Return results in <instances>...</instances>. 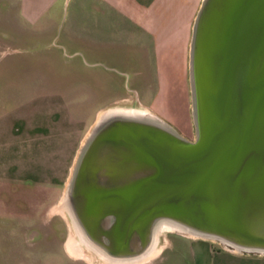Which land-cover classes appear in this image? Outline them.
<instances>
[{
  "label": "water",
  "instance_id": "1",
  "mask_svg": "<svg viewBox=\"0 0 264 264\" xmlns=\"http://www.w3.org/2000/svg\"><path fill=\"white\" fill-rule=\"evenodd\" d=\"M189 72L193 138L108 111L80 147L66 194L115 257H135L161 218L264 251V0H202Z\"/></svg>",
  "mask_w": 264,
  "mask_h": 264
},
{
  "label": "crops",
  "instance_id": "2",
  "mask_svg": "<svg viewBox=\"0 0 264 264\" xmlns=\"http://www.w3.org/2000/svg\"><path fill=\"white\" fill-rule=\"evenodd\" d=\"M3 1L6 0H0ZM13 1L16 14L10 24L15 36L24 31L36 37L51 35L54 44L68 47V54L77 56L82 67L89 68L95 76H101L102 70L110 72L114 69V57L109 54L116 44L142 51L150 49L157 87L151 103L143 104L168 121L179 123L175 116L179 102L176 83L182 75L185 58L189 60L192 25L202 0ZM59 3L63 10L56 16L58 12L54 9ZM6 23L7 17L0 7V45L6 40ZM58 37H61L59 42ZM141 55L143 59L145 52ZM103 61L109 64H103ZM141 72V69L130 70V74ZM128 95L135 97L132 93L120 94L97 107L88 123L70 110L76 96L60 91L42 97L47 98L43 100L51 114L49 121L44 123H18L17 120L26 115L18 110L0 109V194L5 191L16 194L19 188L27 187L45 201L41 204L36 198L23 206L16 202L5 205L0 202V218H12L19 223L24 220L23 228L33 225V219H40L47 227L53 216L64 221L62 211L56 210L55 205L60 204L64 196L71 165L82 139L101 110L115 99ZM78 102L75 99L73 104L79 105ZM9 125L10 129H7ZM182 238L188 241L193 264H264L263 250L247 252L224 248L214 245L208 236L199 234ZM168 247H175L174 239ZM170 257L171 253L161 256L157 264H167Z\"/></svg>",
  "mask_w": 264,
  "mask_h": 264
},
{
  "label": "rangeland",
  "instance_id": "3",
  "mask_svg": "<svg viewBox=\"0 0 264 264\" xmlns=\"http://www.w3.org/2000/svg\"><path fill=\"white\" fill-rule=\"evenodd\" d=\"M0 7L1 13L7 17L4 27L6 40L0 45V74L2 76L0 109L18 110L26 115L24 119L19 118L18 123L49 121L48 117L51 114L48 110L50 109L45 108V100H43L47 98L42 97L55 91L76 96L73 101L76 99L79 105L73 104L72 101L70 110L73 115L80 116L85 123L92 119L97 107L109 102L115 96L132 93L136 98L131 95L117 98L108 107L118 106L149 111L150 113L144 112L146 113L144 115L155 118L162 124L165 123L186 138H193L196 127L187 58L182 64L180 80L176 83V99L179 100L175 112L179 123L176 124L168 121L163 115L153 110L150 111L144 105L151 103L157 87L153 54L150 49L142 51L139 48H124L123 44H116L109 54L114 57V69H110V72L102 70L101 76H95L89 68L82 67L77 56L68 54L70 52L68 47L54 44L51 35L44 34L36 37L32 36L29 31H24L15 36L10 24V19L13 20L16 14L14 1L0 2ZM56 10L58 12L56 16H60L63 5L57 4L54 11ZM60 39L61 37H58L57 41L59 42ZM105 52L106 50L103 53ZM142 52H145L143 59L141 58ZM103 64H109V62L105 61ZM139 69L143 72L130 74V70ZM8 128L10 129V125L7 126ZM85 136L72 162L70 174L76 164ZM36 198L41 204L45 202L43 197L41 198L33 189L27 187L19 188L16 194L9 191L0 194V202L3 205L16 202L19 206H23L26 202ZM65 204L73 216L67 194ZM55 206L57 210L60 204ZM61 209L64 221L53 216L50 218L48 227L43 225L40 219H33V225L23 228L24 220H20L21 223H19L12 218H0V264H105L104 257L82 243H79L81 255L74 256L68 252L69 250L67 251L66 243L70 239L72 241V238L77 239L78 233L68 210L63 206ZM158 220L151 223L147 242L138 250L135 257L128 259L126 264H157L161 256L169 255V253L172 257L168 259L167 264H193L188 241L182 236L206 233L189 225H185L186 229L163 226L157 224ZM77 225L82 231V227ZM205 236H208L216 246L255 252V250L237 247L232 242L219 240L213 235L206 234ZM87 238L91 241L89 237ZM173 239L175 247L170 248L168 247L169 242ZM102 251L105 250L102 249Z\"/></svg>",
  "mask_w": 264,
  "mask_h": 264
},
{
  "label": "bare ground",
  "instance_id": "4",
  "mask_svg": "<svg viewBox=\"0 0 264 264\" xmlns=\"http://www.w3.org/2000/svg\"><path fill=\"white\" fill-rule=\"evenodd\" d=\"M108 111H117V112H120V113H123V114H126V115H134V116H143L144 112H147V111H143V110H140V109H136V108H123V107H118V106H115V107H110V108H106V109H103L99 112L97 118H99L100 116H102L105 112H108ZM65 199H66V191L64 193V196L62 197L61 201H60V207H59V211H62V208L61 209V206L65 207L69 214L71 215L70 213V210L66 207V204H65ZM71 219H72V223L78 233V238L77 239H73L72 238V241L71 239L67 242L66 244V247H67V250H69L70 253L72 254H76V255H81V246L80 244L82 243L84 246L86 247H91L93 248L95 251L98 252L99 255H101L102 257L105 258L106 262L105 264H126L128 262V259H123V258H118V257H115L111 254H108L104 251H102L101 248H99L95 243L91 242L84 234L83 232L79 229L78 227V223H76V220L75 218L71 215ZM157 224H161L163 226H168V227H178V228H181V229H186L185 225L181 222H177L173 219H170V218H161L158 220ZM80 243V244H79ZM76 246V247H75Z\"/></svg>",
  "mask_w": 264,
  "mask_h": 264
},
{
  "label": "flooded vegetation",
  "instance_id": "5",
  "mask_svg": "<svg viewBox=\"0 0 264 264\" xmlns=\"http://www.w3.org/2000/svg\"><path fill=\"white\" fill-rule=\"evenodd\" d=\"M147 112H149V111H147ZM150 113V112H149ZM94 241H96L97 239H96V237H93L92 238ZM96 242H98V241H96ZM67 244V243H66ZM68 251V250H67ZM69 252V251H68ZM97 251H95V253H96ZM70 253V252H69ZM72 254V253H71ZM74 256H79V254L78 255H76V254H73ZM112 255V254H111Z\"/></svg>",
  "mask_w": 264,
  "mask_h": 264
}]
</instances>
